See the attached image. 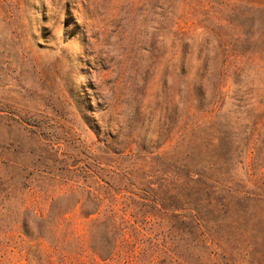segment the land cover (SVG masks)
<instances>
[{"label": "rangeland", "instance_id": "rangeland-1", "mask_svg": "<svg viewBox=\"0 0 264 264\" xmlns=\"http://www.w3.org/2000/svg\"><path fill=\"white\" fill-rule=\"evenodd\" d=\"M0 264H264V0H0Z\"/></svg>", "mask_w": 264, "mask_h": 264}]
</instances>
